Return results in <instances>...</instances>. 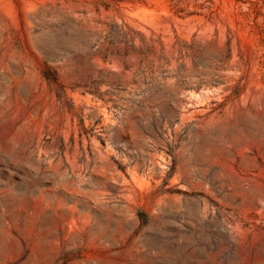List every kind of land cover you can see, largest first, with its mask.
<instances>
[{"label": "rangeland", "instance_id": "374dc122", "mask_svg": "<svg viewBox=\"0 0 264 264\" xmlns=\"http://www.w3.org/2000/svg\"><path fill=\"white\" fill-rule=\"evenodd\" d=\"M0 264H264V0H0Z\"/></svg>", "mask_w": 264, "mask_h": 264}]
</instances>
